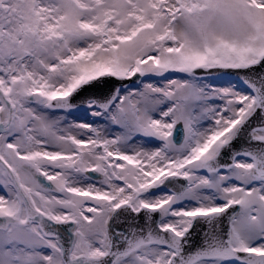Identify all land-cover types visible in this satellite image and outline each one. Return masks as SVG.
I'll return each mask as SVG.
<instances>
[{
    "label": "snow or ice",
    "instance_id": "1",
    "mask_svg": "<svg viewBox=\"0 0 264 264\" xmlns=\"http://www.w3.org/2000/svg\"><path fill=\"white\" fill-rule=\"evenodd\" d=\"M0 264H264V0H0Z\"/></svg>",
    "mask_w": 264,
    "mask_h": 264
}]
</instances>
